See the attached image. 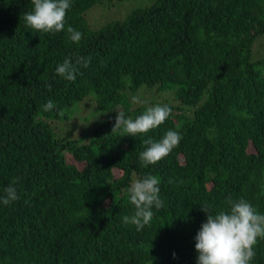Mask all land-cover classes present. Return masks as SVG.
I'll return each instance as SVG.
<instances>
[{"label":"trees","instance_id":"obj_1","mask_svg":"<svg viewBox=\"0 0 264 264\" xmlns=\"http://www.w3.org/2000/svg\"><path fill=\"white\" fill-rule=\"evenodd\" d=\"M32 7L0 0V196L13 181L20 196L0 202V264H197L201 206L243 198L264 214V0H71L78 44L25 27ZM100 9L113 18L85 17ZM77 56L91 61L74 82L56 75ZM156 104L172 109L163 125L112 134L118 111ZM70 121L74 140L53 130ZM168 130L179 146L144 167L143 140ZM146 174L164 207L137 231L127 189ZM254 247L264 264V240Z\"/></svg>","mask_w":264,"mask_h":264},{"label":"clouds","instance_id":"obj_2","mask_svg":"<svg viewBox=\"0 0 264 264\" xmlns=\"http://www.w3.org/2000/svg\"><path fill=\"white\" fill-rule=\"evenodd\" d=\"M31 4L32 10L22 15L25 27L52 35L66 30L73 43L78 44L81 41L82 33L71 26L66 27V16L71 8V0H31ZM251 55L254 58L257 56L255 45L251 48ZM90 61V57L77 56L75 59L67 57L58 64L56 75L74 82L80 74V66L87 68ZM48 88L51 90V85H48ZM131 103L136 105L144 101L138 95H133ZM53 108L54 104L51 100L43 105L45 112ZM117 113L112 134L122 132L125 136L137 137L140 134L146 135L150 130L163 125L172 114V109L168 105L161 104L148 106L135 119L126 118L123 111ZM60 114L63 115L62 112ZM54 132L58 134L56 130ZM75 137L76 135L72 138L71 135L68 136L73 140ZM182 139L183 137L174 130H168L159 141L151 137L144 139L145 150L139 153L141 164L144 167L156 165L177 148ZM74 163L76 161L73 160L70 165ZM15 183L13 181L6 187L4 195L0 196V202L6 206L20 199ZM159 185L160 179L151 174H146L141 179H133L127 192L135 211L133 215L123 217L125 224L134 225L137 231L143 230L150 224L154 216L153 208L160 210L164 207V202L160 198ZM226 204L228 207L216 214H213L209 207L201 206L202 211L207 215V220L201 225L195 237L197 264H251L256 255L254 246L257 245L258 240H264V214L243 198L235 200L229 197ZM173 257L176 258L175 254Z\"/></svg>","mask_w":264,"mask_h":264},{"label":"rangeland","instance_id":"obj_3","mask_svg":"<svg viewBox=\"0 0 264 264\" xmlns=\"http://www.w3.org/2000/svg\"><path fill=\"white\" fill-rule=\"evenodd\" d=\"M126 4H128V3H124V6H129L130 7V5H126ZM122 9V8H121ZM100 11H102L101 9L97 12V11H94V12H91L92 13V16H90V14H89V12H87L86 14H85V17L86 18H91L93 21H95L96 20V18H98V17H104L105 18V20L107 19V18H109L110 16H112V18H113V12H112V10L111 11H109V10H107L106 9V11H104V12H102V13H100ZM100 13V14H99ZM111 18V19H112ZM261 41H257V43H260ZM128 94V98L130 97V94L129 93H127ZM150 94V93H149ZM148 94V95H149ZM135 95H137V94H135ZM148 95H146V96H144V98H147V99H149V97H148ZM152 96V95H151ZM152 98H153V96H152ZM137 106V104L136 105H134V107H136ZM54 130H56V132H58V133H62L63 131L64 132H66L68 135H71V138L73 137V136H75L76 135V127H75V124H74V122L72 121V122H69V124L67 125V126H65L64 127V129H60V126H59V128H55ZM68 162L69 163H73V160L72 159H68ZM74 165L78 168V169H82V167H83V164H81V163H74ZM116 172V171H115ZM114 172V173H115Z\"/></svg>","mask_w":264,"mask_h":264}]
</instances>
